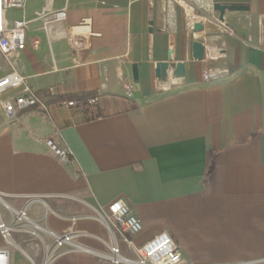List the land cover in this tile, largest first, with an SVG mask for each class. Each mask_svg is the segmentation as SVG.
Segmentation results:
<instances>
[{
  "label": "crops",
  "instance_id": "0c3cea01",
  "mask_svg": "<svg viewBox=\"0 0 264 264\" xmlns=\"http://www.w3.org/2000/svg\"><path fill=\"white\" fill-rule=\"evenodd\" d=\"M184 1L203 25L192 37L187 5L172 0H26L6 18L27 21L18 69L29 86L95 93L100 112L58 103L12 117L0 110V220L27 205L31 220L88 249L34 260L29 233L15 231L10 243L0 235L7 264H108L98 254L113 244L133 259V247L160 231L181 264H264V0H229L246 9L222 21ZM63 8L65 19L54 20ZM194 40L215 46L222 58L212 65L227 72L202 80ZM156 62L184 63V77L161 81ZM47 138L71 151L72 164ZM115 199L141 221L136 235L106 221Z\"/></svg>",
  "mask_w": 264,
  "mask_h": 264
},
{
  "label": "built area",
  "instance_id": "2783aa9c",
  "mask_svg": "<svg viewBox=\"0 0 264 264\" xmlns=\"http://www.w3.org/2000/svg\"><path fill=\"white\" fill-rule=\"evenodd\" d=\"M176 3L187 5L184 0H172ZM200 9L206 11L213 10V3H229V0H196ZM26 0H0V71L2 62H5L9 71L0 75V110L8 117H12L17 111L38 107L41 110H47L48 106L38 96L36 90L27 83V77L18 69V57L25 48V30L27 21L24 18L15 19L8 24L4 11L7 9L24 8ZM189 12L186 14V31L190 37L194 36L193 25L201 19L194 10V6L187 5ZM66 17L65 8L55 11L53 19L62 21ZM204 57L202 59L205 65L201 71L202 80H211L216 76L226 73V68H217L212 65L213 62L220 60L222 54L215 46L204 44ZM165 90L168 85L162 86ZM131 85L126 86V94L130 95ZM90 105L98 103V97L94 96L88 99ZM59 105L65 107H75L83 109L84 102L77 100H61ZM45 144L53 152L56 158L65 165L73 162L72 153L69 149L59 145V142L52 138L44 140ZM106 221L122 234L136 235L142 229L141 221L131 211L130 207L122 199H115L107 206ZM12 217L8 222L0 220V235L6 243H10L12 233L15 231H25L35 235V231H43L52 239L50 257L59 253L88 251L75 241V234L61 233L57 234L45 230L38 222L31 220L27 214V205L19 210L12 211ZM108 252L99 253V258L108 264L133 263V264H181L182 256L180 248L174 242L167 231H160L150 237L137 247H133L135 257L128 258L121 254L118 246L110 245ZM0 264H7V250H0Z\"/></svg>",
  "mask_w": 264,
  "mask_h": 264
},
{
  "label": "water",
  "instance_id": "95a60500",
  "mask_svg": "<svg viewBox=\"0 0 264 264\" xmlns=\"http://www.w3.org/2000/svg\"><path fill=\"white\" fill-rule=\"evenodd\" d=\"M213 11L218 13V19L220 21L223 20L224 13L226 10L228 11H237L244 10L246 7L241 4H233V3H213ZM203 25L200 22H195L193 25L194 31H202ZM204 44L199 40H194L192 42L191 52L192 57L195 60H202L204 57ZM172 69L168 72V69ZM155 76L161 81H166L168 77H172L174 79H179L184 77V63L182 62H156L154 65ZM132 76L133 81L138 82V69L137 65H132Z\"/></svg>",
  "mask_w": 264,
  "mask_h": 264
},
{
  "label": "rangeland",
  "instance_id": "374dc122",
  "mask_svg": "<svg viewBox=\"0 0 264 264\" xmlns=\"http://www.w3.org/2000/svg\"><path fill=\"white\" fill-rule=\"evenodd\" d=\"M4 15L5 18L12 19L17 17L19 15V12L16 9H7L4 11ZM46 235L45 232L39 230L35 231V235L29 234L28 239L30 245L25 248V251L30 254L34 260L39 259V261H41L44 258H48L51 256L49 249L52 245V239L47 238Z\"/></svg>",
  "mask_w": 264,
  "mask_h": 264
},
{
  "label": "trees",
  "instance_id": "16d2710c",
  "mask_svg": "<svg viewBox=\"0 0 264 264\" xmlns=\"http://www.w3.org/2000/svg\"><path fill=\"white\" fill-rule=\"evenodd\" d=\"M38 96L44 101L46 105H49L51 103H58L61 100H77V101H83V110L87 111L89 113L90 118L96 117L100 115V112L96 108V105H90L88 103V99L94 96H97L95 93H78V94H67V95H51L47 92H41L38 91ZM32 108H38V107H32Z\"/></svg>",
  "mask_w": 264,
  "mask_h": 264
}]
</instances>
